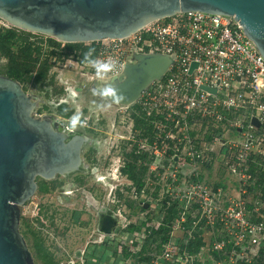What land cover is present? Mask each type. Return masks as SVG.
Here are the masks:
<instances>
[{
	"label": "rangeland",
	"instance_id": "rangeland-1",
	"mask_svg": "<svg viewBox=\"0 0 264 264\" xmlns=\"http://www.w3.org/2000/svg\"><path fill=\"white\" fill-rule=\"evenodd\" d=\"M7 31L15 37L12 40H9L12 36L4 38V47L12 55H17L16 65L25 46L31 47L34 51L32 59L37 60L26 75L31 81H18L26 94L37 102L34 115L61 118L66 126L81 131L85 129V123L90 122L87 134L92 143L85 150H92L89 154L94 161L92 168H98L100 172L96 177H104L105 181H98L91 175L88 198L74 187L80 192L76 195L81 196L68 199L73 203V230L69 239H80L82 234L87 238L94 231L92 226L110 216L113 221L111 232L103 233L105 246L110 243L106 246L108 249L105 248V264H113L109 258L112 248L118 250L125 243L123 254L129 259L125 262H137L138 257L159 255L162 236L156 232H161L160 228L168 224L164 220L168 218L169 241L177 242L182 254L191 257L186 264H249L247 262L251 260L254 264H264L261 254L237 262L236 257L230 259L226 256L228 249L216 250L214 244L218 234L208 225L200 228L195 218L205 193L223 188L228 195L226 200L238 197V181L228 177L221 167L219 152L202 148L203 141L207 142L206 147L211 144V136H198V125L183 130L176 125L174 131H170L171 126L166 129L161 121L157 122L148 115V106L139 102L118 104L106 99L104 90L109 89L112 81L101 82L103 75L98 77L92 66L84 61L90 49L96 50L94 44H67L15 27L0 17V33L6 35ZM6 51L0 50L2 76L16 67ZM40 72L46 73V78L37 82ZM63 112L72 114L65 117ZM73 117L78 118L75 125ZM190 141L196 144L188 147ZM252 171L256 173L255 188L253 184L243 186L247 190L244 199L248 207L258 201L256 195L264 186L261 181L264 172ZM131 174L143 184L140 191L137 183L130 179ZM25 215V219L31 221L32 214L28 210ZM83 224L90 225L91 230L85 232L77 228ZM191 238H196L197 244L201 240L202 244L195 243L196 246L191 247ZM141 243L143 246L139 248Z\"/></svg>",
	"mask_w": 264,
	"mask_h": 264
},
{
	"label": "built area",
	"instance_id": "built-area-1",
	"mask_svg": "<svg viewBox=\"0 0 264 264\" xmlns=\"http://www.w3.org/2000/svg\"><path fill=\"white\" fill-rule=\"evenodd\" d=\"M87 44L97 47L89 52L94 60L113 64L101 82L123 75L126 65L136 64L139 55L171 60L164 76L152 82L138 102L148 106V115L166 129L171 126L170 131L176 125L180 130L198 125V136H211L208 147L201 139L202 148L219 152L221 167L238 181V197L226 200L223 188L211 194L204 191L195 218L200 228L208 225L218 234L216 250L228 249L226 256L236 257L237 262L257 258L264 250L263 187L256 195L258 201L248 207L243 186L255 188L252 170L264 172V57L241 25L230 16L186 12L155 21L128 38ZM124 245L115 258L110 256L113 264H186L191 260L177 242L168 241L158 256L144 257L150 262L138 257L137 262L126 263Z\"/></svg>",
	"mask_w": 264,
	"mask_h": 264
},
{
	"label": "water",
	"instance_id": "water-1",
	"mask_svg": "<svg viewBox=\"0 0 264 264\" xmlns=\"http://www.w3.org/2000/svg\"><path fill=\"white\" fill-rule=\"evenodd\" d=\"M186 12L234 17L264 57V0H0L3 20L67 44L128 38L155 21ZM136 61L112 80L109 88L116 95L103 94L106 99L122 104L134 98L150 72L159 80L171 65L161 55H139ZM36 104L18 81L0 75V264H36L20 232L22 208L35 194L37 178L51 180L82 165L86 138L66 142L49 120L34 115ZM112 227L107 216L104 232Z\"/></svg>",
	"mask_w": 264,
	"mask_h": 264
},
{
	"label": "flooded vegetation",
	"instance_id": "flooded-vegetation-1",
	"mask_svg": "<svg viewBox=\"0 0 264 264\" xmlns=\"http://www.w3.org/2000/svg\"><path fill=\"white\" fill-rule=\"evenodd\" d=\"M38 118L49 120L56 132L66 136V142L71 141L76 136H83L86 141L81 155L82 165L78 171L68 175H57L51 180L37 178L36 192L22 208L20 232L32 253L35 263L105 264L107 262L105 260V248L108 245L110 246V243L105 246L103 237V233H105L103 228L104 219L92 226L94 231L87 238H85L86 235L82 234L80 239H69L73 230V203L68 199L73 196L79 198L81 195H76L79 192L78 189L84 195L86 194L85 198H88L87 193L90 195V189H87L88 181L92 177L91 175H94L97 179L96 176L100 172L98 168L95 170L92 168L94 161L89 158L92 150H85V147L90 146L92 143L91 137L87 134L90 122L85 123L86 127L81 131L66 126L62 119L58 117L41 116ZM75 186L78 187L77 190L74 188ZM86 202L88 203V201ZM97 203L99 204V202ZM27 210L32 214L31 221L25 219ZM80 227L77 228L85 232L92 228L90 225L85 224ZM111 251L109 258L110 256L115 258L117 250L112 248Z\"/></svg>",
	"mask_w": 264,
	"mask_h": 264
},
{
	"label": "trees",
	"instance_id": "trees-1",
	"mask_svg": "<svg viewBox=\"0 0 264 264\" xmlns=\"http://www.w3.org/2000/svg\"><path fill=\"white\" fill-rule=\"evenodd\" d=\"M8 34L6 35H3L0 33V50L4 51V50H7L5 53L8 54V57L10 58L12 62V64L14 63L16 65V62L17 61V55H12L10 53V50L6 49L4 47V38H8L10 36H12L9 40H12L14 39L15 36L13 35H10L12 34V32L10 31H7ZM94 49V48H93ZM93 49H90L89 51H92ZM89 51H88V54H89ZM33 50L31 49V47L29 46H25L22 48L21 50V57H18V60H19V63L16 65V67L12 68V69H9L7 72H6V76L11 78V79H14L16 81H22V82H30L31 81V77H28L26 76L28 73H30V69L33 68V64L35 66L37 60H33L32 59V56H33ZM89 59L90 60H93V57L90 56L89 54ZM44 70H47V67L46 65H44ZM46 78V73H43V72H40L37 74V78H36V81L37 82H41L42 80H44ZM72 114V112H67V113H64L63 112V115L65 117H69L70 115ZM262 178H261V181L264 182V173L261 174ZM130 179L133 181V182H136L137 183V187H138V190L140 191L141 188L143 187V184L134 177V175L131 174V177ZM263 192H264V186H263ZM262 200L264 201V195L262 197ZM177 205V204H176ZM165 224H167L165 227H162L160 228L161 229V232H156L157 234L161 235L162 236V244L164 243H167L169 241V231H170V226H169V220L168 218H165ZM199 235V234H198ZM196 238L195 239H190L189 242H190V246L191 247H194L196 245L200 246L202 243H201V240L198 241V244L195 242ZM196 243V245H195ZM262 256H264V250L261 251L260 253ZM261 256V257H262ZM142 260H145L147 262H150L151 259L150 258H142ZM250 264V263H249ZM254 264V263H252Z\"/></svg>",
	"mask_w": 264,
	"mask_h": 264
},
{
	"label": "clouds",
	"instance_id": "clouds-1",
	"mask_svg": "<svg viewBox=\"0 0 264 264\" xmlns=\"http://www.w3.org/2000/svg\"><path fill=\"white\" fill-rule=\"evenodd\" d=\"M91 52V51H89ZM84 61L87 63V64H90L92 66V68L95 70L96 72V75L98 77L102 76L103 73H108L110 71H112V68H113V64L111 62H108V61H100V60H90L89 59V54L86 53L85 56H84ZM105 94H108V95H113L115 96L116 95V90L115 89H105ZM77 117H73V120H72V123L75 125L76 122H77Z\"/></svg>",
	"mask_w": 264,
	"mask_h": 264
},
{
	"label": "bare ground",
	"instance_id": "bare-ground-1",
	"mask_svg": "<svg viewBox=\"0 0 264 264\" xmlns=\"http://www.w3.org/2000/svg\"><path fill=\"white\" fill-rule=\"evenodd\" d=\"M155 66L157 67V70L159 69V72L162 71V68L158 65L155 64ZM155 73L153 72H150L149 75H148V78H147V81L145 82V84L140 88V90L137 92V94H135V97L134 98H130V99H127L125 100L124 104L126 105H131V104H134L135 102H138L139 99L141 98L143 92L149 87V85H151L152 82H154V78L152 77ZM155 76V75H154ZM117 85V84H116ZM116 85H113V88L116 86ZM116 88V87H115ZM60 127V126H59ZM115 176V175H114ZM97 180L98 181H105V178L104 177H101V176H98L97 177Z\"/></svg>",
	"mask_w": 264,
	"mask_h": 264
}]
</instances>
